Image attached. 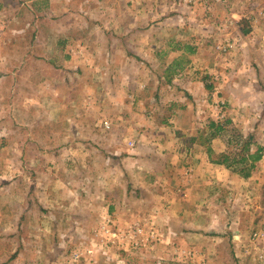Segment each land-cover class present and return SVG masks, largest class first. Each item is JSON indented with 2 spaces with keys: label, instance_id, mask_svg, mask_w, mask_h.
I'll list each match as a JSON object with an SVG mask.
<instances>
[{
  "label": "rangeland",
  "instance_id": "1",
  "mask_svg": "<svg viewBox=\"0 0 264 264\" xmlns=\"http://www.w3.org/2000/svg\"><path fill=\"white\" fill-rule=\"evenodd\" d=\"M85 1L0 0V264H240L231 234L239 226L248 235L264 223V161L252 172L257 179L221 187L218 204L194 212L201 223L194 240L175 236L163 224L168 216L162 215L156 191L168 182L172 194H189L154 164L163 162L174 140L197 137L210 120H229L209 143L216 152L238 151L240 144L227 143L238 134L258 143L264 119V0L147 1L144 6L160 14L152 23L160 19L183 32L165 34L171 39L167 53L127 52L132 58L127 66L124 49L114 48L116 69L126 67L120 80L110 77L114 65L102 32L109 31L107 20L92 15L107 12V4L89 0L83 12ZM131 1L134 8L148 9L143 0ZM132 2L115 6L131 9ZM86 13V22L97 23L96 33L106 41L100 44L105 53L100 63L88 67L81 63L83 54L99 49L84 50L75 42L86 36L101 40L84 30ZM179 46L196 70L174 85L160 87L148 79L165 70ZM189 46L198 52L189 54ZM170 66L174 75L177 69ZM133 74L141 80H130ZM196 81L211 85L198 89L200 98L189 90ZM182 104L188 109L173 119ZM177 121L187 129L184 134ZM167 137L168 144L160 141ZM115 153L130 158L117 159ZM212 215L219 224L209 229L205 219Z\"/></svg>",
  "mask_w": 264,
  "mask_h": 264
},
{
  "label": "crops",
  "instance_id": "2",
  "mask_svg": "<svg viewBox=\"0 0 264 264\" xmlns=\"http://www.w3.org/2000/svg\"><path fill=\"white\" fill-rule=\"evenodd\" d=\"M46 4L52 5L56 0H45ZM67 1V0H65ZM120 0H98L99 3H106V8L107 12H103V10H98V11H92V15L94 17L100 16L103 19L107 20L106 27L109 31H106L105 29L102 30L103 34L106 35L108 42H107V53L110 54L109 58V63L111 65H114L111 67L112 72L110 74V77L112 79H123L125 78V73H126V67L124 68V71H122L121 68L116 69L117 66L115 65L116 59L112 58V50L114 48H117L118 46L124 49L125 53V60L123 61L122 65L127 66L128 64L131 63L132 58H127L126 53L128 54H133L134 53V48L137 49L138 51L146 53L147 51L151 52L153 51L154 55L159 54L161 51L163 52H169V47L167 46V42L171 39H165V34L169 31H176L178 32H183L177 27H173L172 25H166L162 23V21L159 19L158 22H153L157 18L155 16H160L158 15V12H156V9L148 8L149 5L144 6L147 1L149 0H143L142 6L147 7L146 8H134V3L135 1L128 0V2H132L133 7L131 9H126L123 10L121 8H117L115 4H119ZM89 3V0H86L83 3V12H87L89 10L87 8V5ZM34 5V4H33ZM110 6V7H109ZM4 8V7H3ZM146 10V11H145ZM152 12L149 14V12ZM141 12V13H140ZM146 12V13H145ZM135 16H139V18H144L142 21L135 20ZM81 17L84 19V21H87V13L85 16L81 15ZM85 17V18H84ZM89 17V13H88ZM124 17H129L130 20H125ZM163 17V16H162ZM161 17V19H162ZM98 18V17H97ZM97 23H92V22H86L84 27V30L88 32H94L96 33L98 30V27L96 26ZM97 27V29H95ZM97 39L101 40L100 43H94V41H91L88 39V36L86 37H81L76 40L75 43L79 44L80 46H84V50L88 47L89 49H99L98 54L97 51L92 52L91 55H88L87 52L83 54V58L81 60L82 65L84 67H88L89 65H96L100 63V56L104 55V51L102 50V47L100 44L105 43L106 41L102 38H100L99 34H97ZM164 39V40H163ZM63 40V39H62ZM174 40V39H173ZM172 40V41H173ZM182 41L181 39H178V43ZM93 42V44H89ZM61 41L59 40L58 44H60ZM62 43H65L63 40ZM138 44V45H137ZM180 45H183V43H180ZM194 50V54L198 52L197 47H192ZM110 49V51H109ZM182 49H184V46L177 47L176 51L178 52L177 55L173 59L167 63L165 70L162 73L157 74L156 76L152 74L151 76L148 77V79H154L157 82V85L159 84L160 87L163 86V84L167 85H174L176 84V80H182L183 77L188 78V75L190 76V72L192 70H196L194 66L193 60L190 59L189 56H186L184 60L187 59V62L185 63V66L183 69L175 71L172 75L168 73V68L170 64L173 63V61L179 57L185 56L187 52H181ZM167 50V51H166ZM160 51V52H159ZM173 50H171L172 52ZM106 53V54H107ZM142 53V54H144ZM135 54V53H134ZM137 56H139L141 53H136ZM141 56V55H140ZM146 62H150V59H146ZM159 64H161L159 62ZM110 67V66H109ZM67 76L70 77L71 72H66ZM120 73V75L118 74ZM148 75V73H147ZM109 77V78H110ZM132 79H140L138 76H135L134 74L132 75ZM141 80V79H140ZM193 84L190 86L189 90L195 94L196 98H200L197 96L198 94V89H202L207 87L206 85L198 84L196 81L195 83L192 82ZM158 87V86H157ZM196 98L193 100L196 101ZM189 104V103H188ZM175 105V104H174ZM187 106V107H186ZM188 105L182 104L179 105L178 107V112L176 115L173 116L174 118H181L182 117V112L184 110L188 109ZM199 106H198V111H199ZM172 119V118H171ZM171 119H168L169 122H172ZM178 126V130L181 131V134H184V132L187 131V129L183 128L181 125V121H177L176 125ZM177 128V127H176ZM173 134L175 135L174 137L176 139H180L176 137V132L173 130ZM193 135H190L189 137L185 138V140L182 142H177L174 140V145L175 147L172 148L171 151H168L166 155L162 154V161L158 160V164H154V169L157 170L158 167L161 170V175L167 173L168 176H165L167 180H170L171 177L172 179V184H174V187L177 185H181L184 190L189 194V197L187 198L186 196H182V193L180 195H174L170 192L169 187H167V183L165 182V185L163 189H159L156 191L158 193L157 198L158 200V205L159 208L162 210V215L167 214V219L163 218V224L167 225V230L168 227L170 230H172V233L175 236H185L188 240H194L195 238L198 237V235L201 234L199 230V225L201 224L200 221H198L197 218L194 216V212L200 210V207L208 208L209 206L212 205V203L218 204L220 199H219V192L222 190L221 187L225 186L227 188L233 189L234 187L230 186L233 183L237 184L238 186H244L247 183L251 182L252 180H255L254 178L257 179V171L253 173V176H250L247 179H243L241 177H238L235 175L231 170L227 169L226 167L218 164L211 163L209 160V157L207 153L205 152V149L202 146H199L197 143L192 142ZM168 137L163 141L160 138V141L162 143H167L169 141ZM161 142L158 144L159 146L161 145ZM184 145H180L183 144ZM187 146V147H185ZM178 147V148H177ZM186 148H188L190 151H188ZM188 151V152H185ZM192 150V151H191ZM121 154V153H120ZM118 153H115L114 156L117 159H120L119 157H129L126 155H120ZM141 155H138L137 158L141 159ZM130 158V157H129ZM262 162V161H261ZM188 164V165H187ZM153 169V168H152ZM168 170V171H167ZM174 170V171H173ZM153 172V171H151ZM170 175V176H169ZM190 178V179H189ZM243 188V187H242ZM183 189H180V191H184ZM176 194V193H175ZM202 203V205H199ZM204 204V205H203ZM215 206V205H213ZM257 208V206L255 207ZM224 224V219H221ZM205 221L207 224H209V229L214 228L216 224H219V220L216 218V215H212L210 218H206ZM222 231L223 234H228L229 231H226L225 228ZM213 234H216L217 231H211ZM233 233L231 234V237L234 239L235 242V249H234V255L237 260H239L240 264H251L248 261L242 260L238 258V255L240 254V245L241 241L240 239L244 240V237L246 233L240 229L239 226L233 227Z\"/></svg>",
  "mask_w": 264,
  "mask_h": 264
},
{
  "label": "trees",
  "instance_id": "3",
  "mask_svg": "<svg viewBox=\"0 0 264 264\" xmlns=\"http://www.w3.org/2000/svg\"><path fill=\"white\" fill-rule=\"evenodd\" d=\"M244 34H247L249 30L242 29ZM189 54H194L195 50L191 47H187ZM182 56L173 61L171 67H175L178 70L184 68L187 59ZM211 88V85L207 86ZM229 123V120L226 121H214L210 120L207 128L203 131H200L197 137L192 138V142L200 144L205 148L209 160L211 163L222 165L227 169L231 170L233 173H237L241 178L247 179L252 175V172L255 169L257 161L262 159L263 148L259 143H256L252 135L243 137L237 135V138L230 139L227 143L228 145H237L239 146L238 151H223L221 153L216 152L210 145L211 140L218 137L224 130L225 126Z\"/></svg>",
  "mask_w": 264,
  "mask_h": 264
},
{
  "label": "built area",
  "instance_id": "4",
  "mask_svg": "<svg viewBox=\"0 0 264 264\" xmlns=\"http://www.w3.org/2000/svg\"><path fill=\"white\" fill-rule=\"evenodd\" d=\"M184 1L191 2L192 0ZM219 48H222L224 51L227 50V47ZM106 126L108 127L107 123ZM258 143L263 148L261 160L264 161V119H262L259 124ZM129 144L130 146H134L133 142H130ZM240 241L239 259L248 261L251 264H264V223L257 229L251 231L246 237H244V240L240 239Z\"/></svg>",
  "mask_w": 264,
  "mask_h": 264
}]
</instances>
